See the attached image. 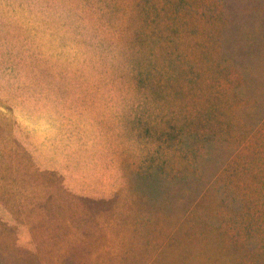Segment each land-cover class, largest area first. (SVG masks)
<instances>
[{
  "label": "rangeland",
  "instance_id": "rangeland-1",
  "mask_svg": "<svg viewBox=\"0 0 264 264\" xmlns=\"http://www.w3.org/2000/svg\"><path fill=\"white\" fill-rule=\"evenodd\" d=\"M0 264H264V0H0Z\"/></svg>",
  "mask_w": 264,
  "mask_h": 264
},
{
  "label": "crops",
  "instance_id": "crops-1",
  "mask_svg": "<svg viewBox=\"0 0 264 264\" xmlns=\"http://www.w3.org/2000/svg\"><path fill=\"white\" fill-rule=\"evenodd\" d=\"M74 188V187H73ZM75 189V188H74ZM89 189H91V188H89ZM89 189H87V190H89Z\"/></svg>",
  "mask_w": 264,
  "mask_h": 264
}]
</instances>
